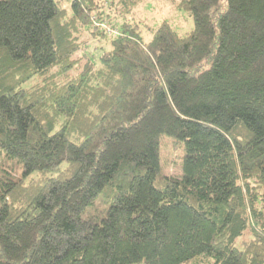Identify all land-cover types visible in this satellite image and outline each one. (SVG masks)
Instances as JSON below:
<instances>
[{"label": "trees", "instance_id": "1", "mask_svg": "<svg viewBox=\"0 0 264 264\" xmlns=\"http://www.w3.org/2000/svg\"><path fill=\"white\" fill-rule=\"evenodd\" d=\"M145 1L0 0V264H264V0Z\"/></svg>", "mask_w": 264, "mask_h": 264}, {"label": "rangeland", "instance_id": "2", "mask_svg": "<svg viewBox=\"0 0 264 264\" xmlns=\"http://www.w3.org/2000/svg\"><path fill=\"white\" fill-rule=\"evenodd\" d=\"M70 0H63V6H69ZM176 0H147L134 8L133 13L128 16L129 23L138 22L143 27L156 26L161 20L168 21L178 32L184 33L192 28V22L186 18L182 11L175 10L174 3ZM223 3V0H221ZM144 35V36H143ZM143 40L149 39L148 34L142 33ZM33 80L26 83V87L32 84ZM184 149L182 143L164 134L158 138V162L161 175L182 177V161ZM250 238L249 233L238 237L235 242L237 248H242L243 243Z\"/></svg>", "mask_w": 264, "mask_h": 264}, {"label": "built area", "instance_id": "3", "mask_svg": "<svg viewBox=\"0 0 264 264\" xmlns=\"http://www.w3.org/2000/svg\"><path fill=\"white\" fill-rule=\"evenodd\" d=\"M109 32H111V31H109Z\"/></svg>", "mask_w": 264, "mask_h": 264}]
</instances>
